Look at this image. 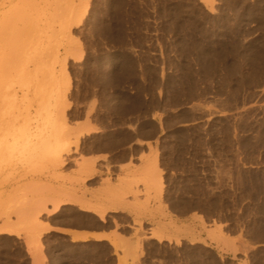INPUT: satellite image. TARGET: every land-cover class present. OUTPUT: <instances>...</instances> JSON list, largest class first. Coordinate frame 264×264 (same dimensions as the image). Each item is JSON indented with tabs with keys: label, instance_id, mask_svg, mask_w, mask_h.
<instances>
[{
	"label": "rangeland",
	"instance_id": "1",
	"mask_svg": "<svg viewBox=\"0 0 264 264\" xmlns=\"http://www.w3.org/2000/svg\"><path fill=\"white\" fill-rule=\"evenodd\" d=\"M4 3L0 115L65 147H53L33 169L15 158L1 167L0 264H32V256L40 264H264V0ZM51 10L57 14L50 45L60 34L62 40L44 98L47 67L32 71L24 92L8 73ZM136 123L137 130L122 129ZM152 138L165 177L164 185L160 172L152 177L156 194L164 189L177 213L197 206L200 244L191 233L180 238L177 227L163 237L106 208H84L77 197L75 205L52 211L58 167L76 169L68 184L81 195L84 185L121 180L110 161L99 166V157L84 156H124L118 149ZM84 173L91 179L84 182ZM43 224L106 233L112 242H73L56 231L41 233ZM38 235L28 250L26 242Z\"/></svg>",
	"mask_w": 264,
	"mask_h": 264
},
{
	"label": "crops",
	"instance_id": "2",
	"mask_svg": "<svg viewBox=\"0 0 264 264\" xmlns=\"http://www.w3.org/2000/svg\"><path fill=\"white\" fill-rule=\"evenodd\" d=\"M138 125L139 123L131 124V126L126 124L122 129L126 130L127 127H130L137 130ZM141 142L143 144L130 143L129 146L118 149V152L121 150L126 151L124 156H122L123 154L117 155L115 158L104 154L84 156L85 161L99 157L96 160L99 166H103V162L110 161L114 167L112 170L113 175L121 180L115 179L114 182L109 184L98 180L92 186L84 185L81 195H77L73 188H69L68 184L76 178V169L68 165L64 168L58 167L56 171H53V179H57L58 183L52 185L59 193L58 200L67 199L68 201L64 206H71L75 205L73 200L77 197L84 203L82 205L84 208L91 206L106 208L109 213L122 214L128 217L131 223L139 222L151 228H156V232L162 234L163 237H171L172 228L177 227L180 238L183 236L186 239L188 233H191V236H194V243L200 244L203 240V216L196 209L197 206L191 207L192 209L189 212L177 213L172 210L175 206L166 197L164 189L160 194H156L154 186L149 187L144 183L148 175L155 177L160 172L158 175L162 178L164 185L165 177L164 170L161 168L160 156L154 152L156 147L154 139ZM138 148H144V150L133 153ZM101 156H105L106 159L103 160ZM112 159H115L116 162H113ZM100 172L103 173V177L106 176L104 170H100ZM146 173L150 174L147 175ZM85 175L90 176V174L84 173L81 176L84 182L91 179V176ZM133 183H136L135 187L132 185ZM106 192L117 193V196L112 200L106 195ZM64 206H60V208ZM77 207L79 206L77 205ZM103 234L108 237L106 233Z\"/></svg>",
	"mask_w": 264,
	"mask_h": 264
},
{
	"label": "bare ground",
	"instance_id": "3",
	"mask_svg": "<svg viewBox=\"0 0 264 264\" xmlns=\"http://www.w3.org/2000/svg\"><path fill=\"white\" fill-rule=\"evenodd\" d=\"M200 1H202L205 5L209 4V0H200ZM6 7L7 5L4 3V0H0L1 17L5 15ZM51 11L52 12L49 15L50 18L47 17L44 20L45 22L39 28L38 30L39 35L36 36L35 41H30V43H28L25 49H22L23 52L20 53L19 58L16 61L15 67L10 66L8 73V76L10 75V78L15 80V83L17 84L19 89L18 91L24 92V90L27 89L28 87L27 86L28 77L31 76L32 71L37 72L39 66L47 67L45 69V72H43L42 79L51 82V84L50 87L44 92L45 95L44 98L53 89V85H54V82L52 80L53 60L57 56L58 48L62 40V35L60 34V38L57 39V44L50 45V43L54 41V37H56L55 36L56 33L54 32L51 26L54 25L53 19L54 16L57 14L56 12H54L56 10H51ZM79 21H80L79 19H76L74 23L77 24ZM45 53H47L46 54L47 60L42 61ZM65 61H66V57L62 61L63 75L65 74L64 71ZM12 93L13 95H16V93L18 92L12 88ZM48 106L53 107V102H50ZM0 108H3V104L2 106H0ZM0 113L3 114V112L1 111ZM59 113L61 115V118H63L62 117L63 109ZM1 116L4 115H0V169L3 165H5L7 161L10 160V158L17 159L27 169H33V167L36 168L37 165L36 160L42 158L44 154H46L49 150H52L53 147L57 150H63V148L65 147V144L60 143V141L57 138H52L50 140H47L40 133H36L34 136H30L27 134L26 130L24 129V125H20V124L11 125ZM47 121L48 119H46L45 122L47 123ZM146 174L148 175L150 173H146ZM144 183L148 186H154L156 191H159V184L157 180L150 177V175H148L145 178ZM106 195L110 197L112 200H114V198H116L117 196V193L106 192ZM66 201L68 200L67 199L66 200L64 199L62 201L57 200L52 211L55 212L57 209L60 208V206H64L67 203ZM102 211L99 210L100 213ZM31 225L33 229H35L37 226V224L34 223ZM41 228H42L41 233L56 231L61 234L68 235L70 240L73 242H87V241L99 242L101 240H107L109 242H112V239H108L106 235H104L103 233L57 229L47 224H43ZM158 235L163 236L160 233H158ZM38 237L39 235L34 240H28L26 242V248L28 250H32L37 247ZM31 261L32 264H40L39 260L35 256L31 257Z\"/></svg>",
	"mask_w": 264,
	"mask_h": 264
}]
</instances>
